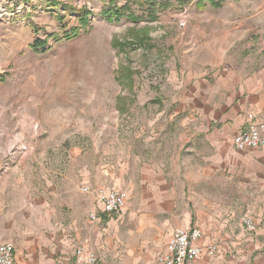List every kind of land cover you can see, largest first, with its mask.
Wrapping results in <instances>:
<instances>
[{"label": "rangeland", "instance_id": "1", "mask_svg": "<svg viewBox=\"0 0 264 264\" xmlns=\"http://www.w3.org/2000/svg\"><path fill=\"white\" fill-rule=\"evenodd\" d=\"M260 68L264 0H0V167L66 204L99 166L162 161L184 102L228 107Z\"/></svg>", "mask_w": 264, "mask_h": 264}, {"label": "crops", "instance_id": "2", "mask_svg": "<svg viewBox=\"0 0 264 264\" xmlns=\"http://www.w3.org/2000/svg\"><path fill=\"white\" fill-rule=\"evenodd\" d=\"M228 99L229 106L219 111L203 97L184 102L178 142L162 161L131 175L125 168L99 166L97 174L84 178L89 183L84 186L112 184L126 192L114 217L103 214L91 194L64 204L37 191L43 183L26 185L20 175L11 189L12 168L0 167V244L13 245L17 264H75L74 249L84 241L97 264H157L175 228L196 227L202 233L198 243L216 244L218 254L186 264H264V229L250 235L241 228L250 191H264V149L237 151L231 145L248 116L264 123V68L232 89ZM262 216L264 208L253 222Z\"/></svg>", "mask_w": 264, "mask_h": 264}, {"label": "built area", "instance_id": "3", "mask_svg": "<svg viewBox=\"0 0 264 264\" xmlns=\"http://www.w3.org/2000/svg\"><path fill=\"white\" fill-rule=\"evenodd\" d=\"M232 147L237 151L247 149H264V123L256 122L251 116L245 126L231 139ZM81 191L93 195L94 203L106 216L120 212L126 200V192L108 185L100 188L85 186ZM89 219L96 222L97 215L89 214ZM242 225L249 232L254 231V222L248 215L241 218ZM202 233L196 227L189 229L175 228L166 244L165 251L157 256V264H186L202 258H213L218 253L216 244H199ZM75 264H97V256L87 241L78 244L74 249ZM0 264H17L12 244H0Z\"/></svg>", "mask_w": 264, "mask_h": 264}, {"label": "trees", "instance_id": "4", "mask_svg": "<svg viewBox=\"0 0 264 264\" xmlns=\"http://www.w3.org/2000/svg\"><path fill=\"white\" fill-rule=\"evenodd\" d=\"M83 24L82 25H85L86 24V17H84L83 19ZM74 33H76V31L74 32ZM46 45V42L45 41H40V40H37V41H35L33 44H32V47H33V49H39V48H41V49H43L44 48V46Z\"/></svg>", "mask_w": 264, "mask_h": 264}]
</instances>
